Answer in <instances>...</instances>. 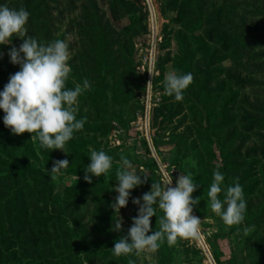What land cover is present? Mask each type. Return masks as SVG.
Wrapping results in <instances>:
<instances>
[{"label":"rangeland","instance_id":"1","mask_svg":"<svg viewBox=\"0 0 264 264\" xmlns=\"http://www.w3.org/2000/svg\"><path fill=\"white\" fill-rule=\"evenodd\" d=\"M0 5L27 10L28 34L38 42L68 43V89L85 79L91 85L78 98L77 119H87L67 142L68 153L42 148L30 141V133L13 135L0 109V146L16 152L27 148L33 154L28 161L41 170L50 171L57 160L70 163L58 175L67 185L63 189L49 190L44 181L51 175L36 170L0 180V201L14 186L24 185L16 195L22 207L9 205L0 219L2 256L61 255L60 264H124L123 256L113 252H85L87 241L127 235L139 211L133 200L149 192L154 181L173 178L175 187L183 173L197 184L193 198L201 197L193 212L201 219L200 236L178 240L171 247V264H217L208 237L223 252L224 264H264L258 263L264 258V149L254 157L246 153L264 141V126L246 131L237 122L243 108L264 116V0H0ZM213 6L222 7V22L231 29L228 48L206 34ZM22 43L14 37L12 44L0 45V92L20 70L8 53ZM234 69L248 80L244 88L227 79L226 72ZM172 71L194 77L182 101L164 94L165 74ZM90 149L113 158L107 178L92 176V183L84 179ZM121 155L148 180L131 191L120 210L123 231L115 232L110 229L119 213L111 204L118 193L112 189L118 186ZM217 170L224 175L222 189L234 186L237 178L243 188L247 210L240 226L229 228L207 207L206 193ZM219 198L224 199L223 191ZM157 219L152 218L153 231ZM245 226L253 229L248 235ZM161 257L159 247L131 259L133 264H161Z\"/></svg>","mask_w":264,"mask_h":264},{"label":"clouds","instance_id":"2","mask_svg":"<svg viewBox=\"0 0 264 264\" xmlns=\"http://www.w3.org/2000/svg\"><path fill=\"white\" fill-rule=\"evenodd\" d=\"M30 13L21 7L19 10L0 5V45H10L14 37L23 43L13 46L8 55L10 62L19 65L20 70L12 74L4 90L0 92V109L5 113L4 125L13 135L31 134L32 142L39 141L46 150H66V144L73 139L74 132L84 128L86 117L77 119L79 111L78 98L91 85L87 79L83 85L76 84L68 89L69 79V45L65 40H54L42 44L28 34L26 27ZM23 54V55H22ZM193 75L177 74L175 71L165 74L164 94L174 96L176 101L183 100V93L193 82ZM151 81L147 87H150ZM90 164L84 169V179L92 183V176L105 177L113 167V158L105 151L90 149ZM67 159L57 160L50 170L51 179L55 180L69 166ZM118 186L112 189L118 193L111 207L118 218L110 229L123 231L120 210L127 207L131 191L147 183L148 175L137 174L132 162L125 156L120 157V166L116 170ZM224 175L218 170L213 173V182L207 191V207L229 228L240 226L245 220L247 204L243 188L238 182L234 186L222 189ZM173 178L163 182L154 181L151 190L136 198L133 203L139 206L138 215L133 217V225L127 235H122L111 249L116 257L143 252L155 253L166 239L169 247L178 240L198 239L201 219L193 214L194 206L201 197L193 198L197 184L193 183L191 174L181 173L172 187ZM224 192V199L219 198ZM141 199L143 203H141ZM226 206V207H225ZM157 209L163 213L157 216ZM156 216L158 230H152V218ZM253 229L243 227L244 235ZM237 231L240 228L237 227ZM151 233V234H149Z\"/></svg>","mask_w":264,"mask_h":264},{"label":"trees","instance_id":"3","mask_svg":"<svg viewBox=\"0 0 264 264\" xmlns=\"http://www.w3.org/2000/svg\"><path fill=\"white\" fill-rule=\"evenodd\" d=\"M223 9L222 7H212L207 12V18L206 23L208 24L206 29V34L213 42H218L220 46L223 48H228L231 43L233 42L232 36H229L230 27L225 26L222 22V13ZM208 49V48H207ZM206 49V50H207ZM210 57L212 58L214 56L213 51H209ZM241 71L238 69L234 70H228L226 72V77L228 80L234 83V85L237 88H244L246 86V82L248 81L243 76H241ZM241 102H247V99L245 97H242ZM243 108V106H242ZM244 109V113L241 114L238 117V121L240 125L246 130H252L255 127H262L264 126V116L259 117L258 115L251 113L247 109ZM264 149V141H262L261 145L254 144L251 147H248L246 149V153L248 156L254 157L257 154H262ZM28 157H33V154L30 150L24 149L23 151L16 152L15 150H10L5 147L0 146V164L3 165V168H0V180H5L10 177L17 176L18 173L24 172V170L29 172L36 171H42L41 173L48 175L50 174V171L48 170H41V168L37 167L36 163L33 161H28ZM33 170V171H32ZM57 181H59L57 183ZM43 183V182H42ZM45 184L49 187V190H52V188H65L67 185L60 180V178L57 176L55 180L47 179L44 181ZM24 185H17L12 188V191L6 195L2 200L0 201V219L1 216L5 214V210L9 205H11L14 208H19L22 206H18V199L16 198L17 194L21 195V189ZM218 233L214 232L213 237H217ZM209 243H211V252H213L214 259L217 264H224V258H223V252L215 246L211 242V238L208 237ZM117 238H111L109 241H87V247L85 248V252L93 254V253H106V252H112V248L114 247L115 242L117 241ZM162 249V257H161V264H171L173 261L172 253H171V247L168 246L166 239L161 243L160 245ZM132 254L123 256L124 264H133V261L131 259ZM63 256L59 255V257H53V258H46L41 257L35 259H28V258H21L16 255H10V256H2L0 253V264H60V261L62 260ZM258 263H264V258L259 259ZM232 264H235L233 261Z\"/></svg>","mask_w":264,"mask_h":264}]
</instances>
